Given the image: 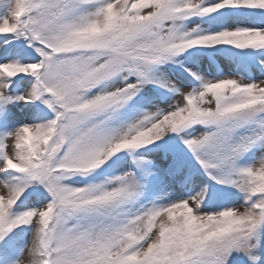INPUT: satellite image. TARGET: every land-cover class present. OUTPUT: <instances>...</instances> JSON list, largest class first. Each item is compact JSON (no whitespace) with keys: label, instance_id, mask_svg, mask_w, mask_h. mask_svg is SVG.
Returning <instances> with one entry per match:
<instances>
[{"label":"snow or ice","instance_id":"6c2138e0","mask_svg":"<svg viewBox=\"0 0 264 264\" xmlns=\"http://www.w3.org/2000/svg\"><path fill=\"white\" fill-rule=\"evenodd\" d=\"M256 69L264 0H0V264H264Z\"/></svg>","mask_w":264,"mask_h":264},{"label":"rangeland","instance_id":"374dc122","mask_svg":"<svg viewBox=\"0 0 264 264\" xmlns=\"http://www.w3.org/2000/svg\"><path fill=\"white\" fill-rule=\"evenodd\" d=\"M215 66L218 68H223L225 70L226 74L228 72L236 73L237 78H239V73L236 72L237 65L233 64L228 57H226V56L221 57L219 60L216 61ZM250 74L253 75L257 80L264 78V76H262V74L260 73L259 69L252 71ZM179 100H180V97L177 96V97H175L174 100L170 101V103H175ZM161 106H166V105H161ZM13 112H14V115H15L17 120H24L27 118V110L23 106L16 107L15 109H13ZM201 131H202V129H201ZM9 145L11 147V142H9ZM236 203H237V206L239 207L240 205H242L243 202L237 201ZM240 210L243 211V208L241 207ZM29 239H30V237H29ZM22 260H23V264H28L29 256H28L27 252L24 253Z\"/></svg>","mask_w":264,"mask_h":264}]
</instances>
